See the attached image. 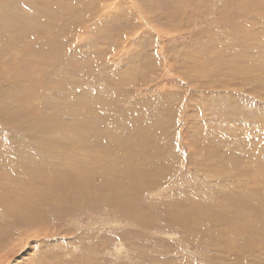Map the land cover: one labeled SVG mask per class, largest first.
<instances>
[{"label": "rangeland", "instance_id": "obj_1", "mask_svg": "<svg viewBox=\"0 0 264 264\" xmlns=\"http://www.w3.org/2000/svg\"><path fill=\"white\" fill-rule=\"evenodd\" d=\"M0 182V264H264V0H0Z\"/></svg>", "mask_w": 264, "mask_h": 264}, {"label": "bare ground", "instance_id": "obj_2", "mask_svg": "<svg viewBox=\"0 0 264 264\" xmlns=\"http://www.w3.org/2000/svg\"><path fill=\"white\" fill-rule=\"evenodd\" d=\"M83 92H84V91H83ZM72 94H74V92H72ZM72 94H71V95H72ZM71 95H67V96H71ZM79 95H80V94H79ZM83 95H84V94H83ZM90 97H91V96H90ZM65 98H69V97H65ZM72 99H73V98H72ZM72 101H73V100H72ZM76 101H78V100H76ZM79 101H80V100H79ZM90 101H91V100H90ZM80 103H81V102H79V104H80ZM94 103H95V101H94ZM94 103H92V104H94ZM76 104H78V103L76 102ZM82 104H83V103H82ZM92 104H91V105H92ZM86 105H87V104H86ZM67 107H68V106H67ZM83 107H84V106H83ZM76 108H77V107H76ZM93 108H94V107H93ZM91 109H92V108H91ZM78 110H79V109H78ZM86 111H87V110H86ZM86 111H85V112H86ZM87 112H88V111H87ZM82 113H83V112H82ZM80 115H82V114H80ZM87 118H88V116H87ZM82 119H83V118H82ZM85 120H88V119H85ZM109 120H110V119H109ZM77 121H78V119H77ZM79 121H80V120H79ZM110 121H111V120H110ZM80 122H81V121H80ZM82 122H84V121H82ZM87 122H88V121H87ZM33 134H34V133H33ZM107 134H108V133H107ZM27 136H28V135H27ZM108 139H109V137H108ZM110 139H111V138H110ZM104 140H105V139H104ZM113 140H114V139H113ZM101 141H102V140H101ZM106 141H107V140H106ZM108 142H110V141H108ZM35 143H36V142H35ZM97 145H98V144H97ZM72 149H73V148H72ZM36 150H38V149H36ZM68 150H69V149H68ZM68 152H69V151H68ZM37 153H38V152H37ZM65 153H66V152H65ZM69 153H70V152H69ZM136 154H137V153H136ZM68 156H69V155H68ZM62 157H63V156H62ZM64 157H65V156H64ZM66 157H67V156H66ZM33 158L35 159V157H33ZM67 158H68V157H67ZM69 158H70V156H69ZM35 160H36V159H35ZM85 160H87V159H85ZM107 160H108V159H107ZM29 161H33V160H27V162H29ZM109 161H110V160H109ZM60 162H61V161H60ZM62 162H64V161H62ZM41 163H42V161H41ZM46 163H47V162H46ZM109 163H110V162H109ZM117 163H118V162H117ZM43 164H44V163H43ZM91 164H92V162H91ZM97 164H98V163H97ZM33 165H34V164H33ZM85 165H86V164H85ZM93 165H94V163H93ZM60 166H63L62 163H61ZM107 166H108V164H107ZM109 166H112V165H109ZM114 166H115V165H114ZM114 166H113V167H114ZM23 167L25 168V166H23ZM33 167H34V166H33ZM41 167H42V166H41ZM46 167H47V166H46ZM46 167H45V168H46ZM15 168H16V167H15ZM38 169H39V168H38ZM43 169H44V168H43ZM108 169H109V168H108ZM112 169H113V168H112ZM115 169H116V168H115ZM139 169H142V168H139ZM139 169H138V170H139ZM16 170L18 171V168H16ZM49 170H50V169H48V172H49ZM109 170H111V168H110ZM38 171H39V170H38ZM44 171H46V170H44ZM51 171H52V170H50V172H51ZM54 171H55V170H54ZM59 171H61V170H59ZM79 171H80V170H79ZM113 171H114V170H113ZM125 171H126V170H125ZM50 172H49V173H50ZM52 172H53V171H52ZM55 172H56V171H55ZM57 172H58V171H57ZM133 172H134V170H133ZM135 172H136V171H135ZM18 174H19V176H20V175H22L23 173L21 174V173L19 172ZM41 174H42V173H41ZM58 174H59V173H58ZM144 174H145V173H144ZM32 175H33V174H32ZM43 175H44V174H43ZM70 175H71V174H70ZM129 175H130V174H129ZM131 175H132V174H131ZM16 176H17V174H16ZM22 176H23V175H22ZM50 176H51V175H50ZM65 176H67V175L65 174ZM115 176H119V175H115ZM133 176H134V175H133ZM136 176H137V175H136ZM39 177H40V176H39ZM39 177H38V178H39ZM40 178H41V177H40ZM42 178H43V177H42ZM42 178H41V179H42ZM47 178L51 179L50 177H47ZM120 178H123V176H120ZM130 178H132V177L130 176ZM16 179H17V178H16ZM19 179H20V178H19ZM43 181H45V179H44ZM46 181H49V180H46ZM51 182H52V180H51ZM16 183H18V182L16 181ZM32 183H33V182H32ZM0 184H1V182H0ZM41 184H42V180H41V183H40L39 185H41ZM44 184L46 185V183H43V185H44ZM47 184H48V183H47ZM49 184H50V183H49ZM52 185H55V186H56V184H52ZM25 186L30 187V189H32V190H39V189H40V188L36 187V185H35L34 183H33L32 185H25ZM150 186H151V185H150ZM18 187H19V186H18ZM45 187H46V186H45ZM45 187H44V188H45ZM32 190H31V191H32ZM80 191H81V190H80ZM18 192H19V190H18ZM80 194H81V193H80ZM15 196H16V195H15ZM25 197H27V196H25ZM22 198H23V197H22ZM16 199H17V198H16ZM5 203L8 204V201H5ZM12 204H13V203H12ZM17 206H18V205H17ZM17 206H16V207H17ZM207 209H208V208H207ZM199 210H200V209H199ZM200 211H201V210H200ZM30 213H31V212H30ZM34 217H35V216H34ZM259 239H260V238H259Z\"/></svg>", "mask_w": 264, "mask_h": 264}]
</instances>
